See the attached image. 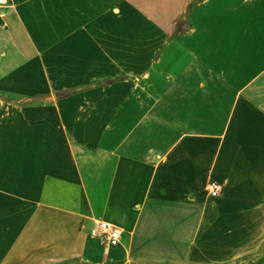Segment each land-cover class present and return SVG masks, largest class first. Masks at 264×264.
<instances>
[{"label":"crops","instance_id":"crops-1","mask_svg":"<svg viewBox=\"0 0 264 264\" xmlns=\"http://www.w3.org/2000/svg\"><path fill=\"white\" fill-rule=\"evenodd\" d=\"M11 2L0 264H264V0Z\"/></svg>","mask_w":264,"mask_h":264},{"label":"built area","instance_id":"built-area-1","mask_svg":"<svg viewBox=\"0 0 264 264\" xmlns=\"http://www.w3.org/2000/svg\"><path fill=\"white\" fill-rule=\"evenodd\" d=\"M11 0H0V19L3 17V10L10 7ZM206 192L211 198H216L220 195L223 189V184L218 182H208ZM90 236L98 239L102 244L108 247L118 246L122 237V230L105 221H94L93 228L90 230Z\"/></svg>","mask_w":264,"mask_h":264}]
</instances>
